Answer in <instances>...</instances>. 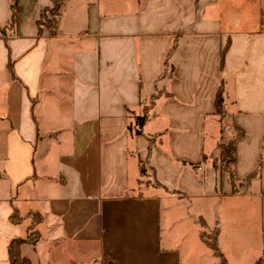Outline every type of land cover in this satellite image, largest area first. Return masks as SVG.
<instances>
[{
	"label": "crops",
	"instance_id": "0c3cea01",
	"mask_svg": "<svg viewBox=\"0 0 264 264\" xmlns=\"http://www.w3.org/2000/svg\"><path fill=\"white\" fill-rule=\"evenodd\" d=\"M11 4L0 264L31 231V264H220L212 230L229 264H264V0H66L42 32L52 0H18L17 25ZM222 81L235 187L214 166Z\"/></svg>",
	"mask_w": 264,
	"mask_h": 264
},
{
	"label": "trees",
	"instance_id": "16d2710c",
	"mask_svg": "<svg viewBox=\"0 0 264 264\" xmlns=\"http://www.w3.org/2000/svg\"><path fill=\"white\" fill-rule=\"evenodd\" d=\"M52 1H53V7L50 9H45L42 12L41 20L39 23L40 32H42V26L53 27L57 23L56 17L61 14L63 6L66 2V0H52ZM11 10H12L11 23L13 25H17L19 13H20L18 0H12ZM176 45H177V40H174V43L167 55L166 65L168 63L170 56L175 51ZM158 95L159 94L154 95L153 98H157ZM148 111H149V106H146L145 113L143 115L136 116V132L138 134L142 133L144 124L146 123L148 119ZM216 113L221 117V119H223L226 116L225 84L223 81L220 84L217 97H216ZM242 133L243 132H239V134H242ZM219 148L221 150V157L220 159L214 158V166L217 167L218 162L221 161L224 164V166L229 170L233 185L235 187L237 179H236L234 169L231 167V165L235 161V140H231L228 143L223 142L221 140L219 142ZM12 220L14 222H18L20 220V217L16 215H12ZM202 238L214 250V253L220 258V264H229L226 256L223 254V252L221 251L218 245L216 236L213 239H210V237H208L206 232H203ZM38 239H39V233L37 231H31L28 234V236L25 238L17 237V238L12 239L8 246V256H9L10 264H31L30 259L22 255L21 247L24 243H27V242L36 244ZM256 264H261V262H258Z\"/></svg>",
	"mask_w": 264,
	"mask_h": 264
},
{
	"label": "rangeland",
	"instance_id": "374dc122",
	"mask_svg": "<svg viewBox=\"0 0 264 264\" xmlns=\"http://www.w3.org/2000/svg\"><path fill=\"white\" fill-rule=\"evenodd\" d=\"M216 133L220 141L222 140L223 142H227V143L230 141L231 135L233 133V129L231 126V120L229 116H225L223 119H221V117H218V123L216 125ZM215 233H216L215 230H212L210 233L206 232V234L208 235V237H210V239H213L215 237Z\"/></svg>",
	"mask_w": 264,
	"mask_h": 264
}]
</instances>
